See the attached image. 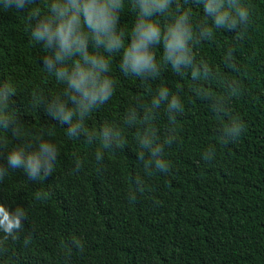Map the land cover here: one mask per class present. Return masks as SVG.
I'll return each mask as SVG.
<instances>
[{
    "label": "trees",
    "instance_id": "trees-1",
    "mask_svg": "<svg viewBox=\"0 0 264 264\" xmlns=\"http://www.w3.org/2000/svg\"><path fill=\"white\" fill-rule=\"evenodd\" d=\"M245 2L253 20L235 54L244 95L231 106L245 122L242 136L218 145L215 164L195 166L198 153L213 146L219 122L204 104L189 98L177 121V142L168 150L171 172L148 178L146 192L133 198L128 191L130 178L140 170L132 153L139 128L125 129L128 143L102 164L86 159L82 173L69 176L71 153L87 157L88 148L83 140L66 138L65 126L41 109L27 110L30 89L55 85L36 63L39 49L27 41L23 19L0 16V81L12 80L19 89L11 106L33 132L56 128L62 144L56 173L39 185L27 186L16 174L10 183L17 191L9 193L0 182V203L28 205L31 225L26 227L34 232L28 248L8 244L0 264H264V0ZM225 39L231 37H219L198 54L218 62V45ZM113 75L117 94L92 116L90 127L118 121L133 97L147 100L145 86L118 69ZM159 84L172 91L184 88L167 68L150 86ZM182 94L187 97V90ZM155 124L165 127L159 115ZM41 190L47 199L34 201V192Z\"/></svg>",
    "mask_w": 264,
    "mask_h": 264
},
{
    "label": "clouds",
    "instance_id": "clouds-1",
    "mask_svg": "<svg viewBox=\"0 0 264 264\" xmlns=\"http://www.w3.org/2000/svg\"><path fill=\"white\" fill-rule=\"evenodd\" d=\"M14 14L23 19L27 41L39 49L36 63L55 85L30 89L27 110L41 109L65 126L66 138L83 140L88 148L87 157L71 153L69 176L82 173L86 159L102 164L128 143L125 129L139 128L132 153L140 170L130 178L128 197L145 193L148 178L166 177L172 170L168 150L177 142V121L189 98L204 104L219 122L213 146L198 153L195 166L215 164L218 145L242 136L245 122L231 106L244 95L235 54L253 20L245 0H0V16ZM219 37L231 39L218 45V62L198 54ZM165 68L183 80L184 88L150 86ZM114 69L145 86L147 100L133 97L118 121L90 127L92 116L117 94ZM17 93L14 81H0V182L9 193L17 191L10 183L16 174L29 186L56 173L62 147L56 128L33 132L19 119L11 106ZM158 115L163 128L155 124ZM32 199L46 200V190L34 192ZM27 223L28 205L0 203V254L10 243L31 245L34 232Z\"/></svg>",
    "mask_w": 264,
    "mask_h": 264
}]
</instances>
